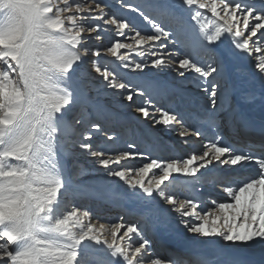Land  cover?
<instances>
[{"label":"snow or ice","instance_id":"1","mask_svg":"<svg viewBox=\"0 0 264 264\" xmlns=\"http://www.w3.org/2000/svg\"><path fill=\"white\" fill-rule=\"evenodd\" d=\"M109 32L123 40L90 47ZM89 53L115 57L135 82ZM241 89L264 113V0H0V264H169L155 248L173 240L228 258L175 252L171 264H264V121L258 136L244 125L241 145L225 133ZM169 134L203 137L202 148L164 157ZM82 156L102 183L78 181ZM179 184L198 198L170 190ZM82 197L131 204L135 219L102 223L76 206Z\"/></svg>","mask_w":264,"mask_h":264},{"label":"bare ground","instance_id":"2","mask_svg":"<svg viewBox=\"0 0 264 264\" xmlns=\"http://www.w3.org/2000/svg\"><path fill=\"white\" fill-rule=\"evenodd\" d=\"M206 15L210 17V13H206ZM191 23H195V22H191ZM93 37H94V35H93ZM91 41L95 42L96 40L95 39H90V42ZM229 46L230 45H226L225 49L221 50V52L219 53V58H223L225 60L228 59V50L227 49H228ZM203 61L207 62V58H205V60H203ZM112 62H113V60H112ZM240 63H241V67L242 68H243V66H245L244 69H246L249 72L251 71V62L250 61L246 62V63L245 62H240ZM89 73L93 74L94 70H92V68H91ZM133 73L137 74L136 72H133ZM134 76L136 77L137 75H133L131 82H135V79H134L135 77ZM209 79H211V78H209ZM193 82L196 83L195 81H193ZM192 88H193V86L190 87V88H187V89L198 100L199 99V95L198 94L201 93V89L200 88L198 90L196 89L197 90V92H196V90H192ZM242 94H243V89H241V93L240 94L235 95L233 97V99H232V103L237 108V111H236V113H235V115L233 117L232 126H227V121H224V123L226 124V128H225L226 135L230 139L233 140L232 142H235L238 145L243 144L244 143V138H245L244 126H242L240 128L239 125H241V124L243 125L244 123L245 124L248 123V124L256 125L258 127V129L254 130L253 128L248 127V130H249V132L251 134L258 136L260 131H261V127H262L261 122L264 121V119L263 120H259V118L261 116L264 117V113H261L258 109H253L250 106H248L242 100V98H241ZM239 123H241V124H239ZM208 134H209V136L212 135L211 130L209 131ZM172 136H173V134H169L168 139H169L170 143H172L174 145L176 140H174L175 138H172ZM175 137L178 138V136H176V135H175ZM104 139H106V137ZM182 139H185V138H182ZM203 139L204 138L201 137L200 140H193V141H190V143H184V144L180 143L182 147H180L179 151L182 152L184 148L194 147V151L195 152H199L201 150V148H202V145H201L200 141L203 140ZM108 143L111 144V142H108ZM121 147H124V145H121ZM191 153L192 152L188 153L187 155H183L182 157H181V154H179L180 157H175V158H186ZM161 155L164 156V157H167V158H174L170 154H168L167 152L162 153ZM88 159H91V158H88ZM89 163H91V161ZM214 164H215V162H214ZM209 167H212V166H209ZM82 168H84V167H81L80 170H82ZM201 171H204V169H202ZM86 176H87L86 172L82 173L80 175V177H82V178L78 179V181L82 180V181L87 182L90 185L100 184V183L103 182V173H101L100 171H98L97 174L93 175L92 177H90V176L86 177ZM176 189L181 191V193H180L181 198H185V196H184V192L185 191H188V192L190 191L183 184H179ZM215 190H216V193L214 195H211V193L207 194V192H205L204 189H198L197 192L198 193L199 192L205 193L206 198L209 199V200L216 199V200L219 201V200L222 199L221 194L219 192V189H215ZM176 193H178V192L176 191ZM190 193L192 195L191 198H198L196 193H193L192 191H190ZM76 206L81 207L83 210L92 211L94 219L95 218H99L100 222H102L103 221L102 219H105V217H107L109 215H112V218L114 216H116V217L123 216L124 217V222L134 221V219H135L134 217L129 215V213L133 209V205L128 204V203H123V209L124 210L121 211L119 207H113L111 204H98L95 201L89 200L87 197H82V198L79 199V201L77 202ZM169 249H171V252L169 251ZM155 252H157L156 253L157 255L160 254L158 256L165 257L169 261V264H171V260H173V259H177L178 260L179 259V257L174 255L175 252H180V253H184V254H187V255H189V254L190 255L200 254V255H207V256L217 255L218 258H220V259L228 258L226 255H221L220 254V250L216 249L214 246H211V245H185V244H182L179 241H175V240L169 241L163 247L158 245L155 248ZM240 258L248 260V261L256 262V261H259L260 254L257 252V253H254V254L244 255V256H242Z\"/></svg>","mask_w":264,"mask_h":264},{"label":"rangeland","instance_id":"3","mask_svg":"<svg viewBox=\"0 0 264 264\" xmlns=\"http://www.w3.org/2000/svg\"><path fill=\"white\" fill-rule=\"evenodd\" d=\"M129 2L135 3V2H137V0H129ZM114 10H118L117 11L118 15H120L124 19H128L132 23H134L136 25L137 29L142 32V34H150L151 33L152 30H151L150 26L147 25V23L144 22L142 18L136 17L135 14L129 12L127 9H122V10L119 9V4L118 3H116V6H115ZM210 16H211V14H210ZM197 30H198V26H197ZM93 35L95 36V34H93ZM112 39L123 40V38H121V37H116L114 32H109V33L105 34L103 40H100V41L96 40L95 42H93V41L90 42V40H89V44H90V47L93 48V49L96 48V47H106V46H108V44L111 42ZM128 42H130V41H128ZM144 47H148V46L145 45ZM121 51H122V53H126L128 55V57H129V59H136V60L140 59L139 57L135 56V53H127V50H121ZM89 55L90 56L86 57L87 60H97V61H99L102 66L109 67L110 70H113V71L119 73L121 78H123V79H125V80H127L129 82H131L133 75H137V74H134L130 69H126V68L120 67L121 62L118 61L115 57L107 56V55H104L103 53H102L101 57H94V56L91 55V53H89ZM145 58L147 59L148 56L146 55ZM205 58H202V60H201L202 63L205 62V61H203V60H205ZM112 60H113V62H112ZM243 68H245V66H243ZM86 70L88 72L91 70V64L87 65V69ZM145 71H148V69H145ZM168 71L171 72L172 76H175V72L174 71H172L171 69H169ZM90 75L92 77H94L97 81L102 79L95 72L93 74H90ZM189 75H191V74H189ZM192 86H193L192 90H196V89L198 90L199 89L198 87H196V83H194V82L190 83V84H187L185 87L186 88H190ZM197 90H196V92H197ZM108 91H115V90L109 89ZM141 99L142 98L134 97V100H136L137 103ZM125 103H128V102L125 101ZM247 126H249V125H247ZM229 141H231V140H229ZM180 143H181V141H179V143L176 144V146L179 147V148L181 147ZM182 144H184V143H182ZM90 161H91V159H88L86 157L85 158L81 157V167H84V168H82V170H80V168H81L80 167L79 169L76 170L77 171V175H78V179L82 178V177H80V175L82 173H84V172H86L88 177L89 176L92 177L93 175L97 174V172H98L97 169H98L99 166L98 165H94L92 163H89ZM100 172L102 173V171H100ZM177 187H178V185H176L174 188H172L170 190L175 192V193L177 191L178 193H176V194L180 195L181 191L176 189ZM204 191L207 192V194L211 193V195H214L216 193L215 189H210V188H204ZM184 196H185V198H191L192 195H191L190 191L189 192L185 191L184 192ZM116 218H117L116 216H114L112 218V215H109V216L105 217V219H102L104 221V222L103 221L102 222L103 223H111V222H114L116 220ZM158 255H160V254H158Z\"/></svg>","mask_w":264,"mask_h":264}]
</instances>
